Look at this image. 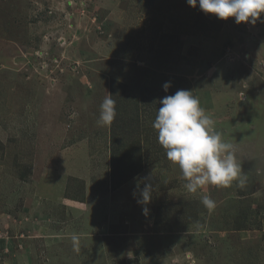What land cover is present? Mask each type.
<instances>
[{"label":"rangeland","instance_id":"obj_1","mask_svg":"<svg viewBox=\"0 0 264 264\" xmlns=\"http://www.w3.org/2000/svg\"><path fill=\"white\" fill-rule=\"evenodd\" d=\"M181 89L234 145L244 187L184 188L152 128ZM0 264H264V13L0 0Z\"/></svg>","mask_w":264,"mask_h":264},{"label":"clouds","instance_id":"obj_2","mask_svg":"<svg viewBox=\"0 0 264 264\" xmlns=\"http://www.w3.org/2000/svg\"><path fill=\"white\" fill-rule=\"evenodd\" d=\"M187 4L204 14L226 21L255 24L264 13V0H187ZM171 87L163 85V90ZM106 97L100 105L98 124L110 126L116 117V102ZM152 128L157 133V142L165 150L166 158L179 167L184 188L189 193H196L207 185L230 187L237 182L244 187L248 176L234 154V145L226 142L222 134L214 130V120L200 106L199 99L190 90L181 89L174 95H167L160 101ZM153 194V185L145 183L139 190L137 203L147 205ZM201 204L208 208L215 207L210 196L201 198ZM143 211L147 213V208ZM73 240L76 237L73 236Z\"/></svg>","mask_w":264,"mask_h":264},{"label":"trees","instance_id":"obj_3","mask_svg":"<svg viewBox=\"0 0 264 264\" xmlns=\"http://www.w3.org/2000/svg\"><path fill=\"white\" fill-rule=\"evenodd\" d=\"M136 174H137V172L135 173V172L131 171V175L127 179H124L123 181H127L128 179H130L132 176H134Z\"/></svg>","mask_w":264,"mask_h":264}]
</instances>
